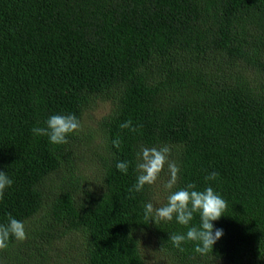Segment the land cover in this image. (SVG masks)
I'll return each mask as SVG.
<instances>
[{
    "label": "trees",
    "instance_id": "trees-1",
    "mask_svg": "<svg viewBox=\"0 0 264 264\" xmlns=\"http://www.w3.org/2000/svg\"><path fill=\"white\" fill-rule=\"evenodd\" d=\"M96 100L111 105L100 123L102 176L80 195L77 132L54 145L32 128L54 114L81 123ZM129 119L138 131L119 127ZM163 145L180 168L163 205L189 183L227 202L213 221L224 234L207 254L193 241L173 246L169 235L187 232L175 218H145L152 185L129 191L138 153ZM0 171L13 180L0 224L11 214L28 235L10 239L0 264H59L55 246L73 236L82 264H145L143 232L178 264H264V0H0ZM211 172L219 178L206 181Z\"/></svg>",
    "mask_w": 264,
    "mask_h": 264
},
{
    "label": "clouds",
    "instance_id": "clouds-1",
    "mask_svg": "<svg viewBox=\"0 0 264 264\" xmlns=\"http://www.w3.org/2000/svg\"><path fill=\"white\" fill-rule=\"evenodd\" d=\"M45 127H33L32 132L37 136H47L49 142L54 145L68 143V136L78 132L81 128L80 120L75 114H54L45 121ZM121 129H129L131 132L138 131L132 126L129 119L119 125ZM113 146L119 148L121 140L119 138L112 141ZM171 149L167 145L160 147H144L137 155L136 183L129 189L130 192H141L146 185L156 183L162 171L167 165L168 179L164 184L166 190H172L178 182L180 168L179 165L171 161L169 156ZM129 162L122 161L116 164V168L127 174ZM219 178L218 172H211L205 176V180H216ZM13 180L5 171H0V200L3 199L5 190L10 188ZM196 185L189 183L185 187L170 191L167 203L161 207H154L149 202L143 205L144 216L155 223L159 221H172L187 227L184 234L173 233L169 239L174 247L184 251L181 245L186 241L196 242L195 252L204 255L209 250H213L214 244L223 236V229H215L213 221H217L223 216L227 209V202L214 191L212 187H207L203 191L195 190ZM194 214H199L200 225L190 226L194 219ZM23 242L28 239L24 222L8 215V223L0 224V250L8 247L10 239Z\"/></svg>",
    "mask_w": 264,
    "mask_h": 264
},
{
    "label": "rangeland",
    "instance_id": "rangeland-1",
    "mask_svg": "<svg viewBox=\"0 0 264 264\" xmlns=\"http://www.w3.org/2000/svg\"><path fill=\"white\" fill-rule=\"evenodd\" d=\"M109 102L96 100L88 108L82 117L81 128L77 132L78 143L74 148L76 158L73 163V176L80 180L78 192H93L98 189L102 176V158L105 155L101 120L110 114ZM66 171L61 169L52 174L46 181L48 190L60 184L65 177ZM168 176H159L156 183L152 185L151 203L154 207H160L164 201V184ZM65 240L55 246L54 258L59 264H82V243L78 238ZM140 254L145 264H178L171 256L163 252L156 243L153 233L143 232L140 235ZM63 260V261H61ZM67 260L70 262H67Z\"/></svg>",
    "mask_w": 264,
    "mask_h": 264
}]
</instances>
